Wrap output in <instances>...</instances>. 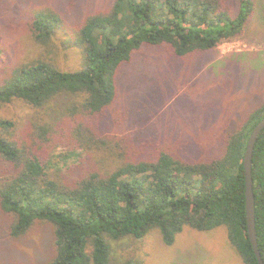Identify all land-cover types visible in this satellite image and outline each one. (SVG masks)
<instances>
[{
  "label": "trees",
  "instance_id": "1",
  "mask_svg": "<svg viewBox=\"0 0 264 264\" xmlns=\"http://www.w3.org/2000/svg\"><path fill=\"white\" fill-rule=\"evenodd\" d=\"M252 10V0H239L235 14L222 0H111L77 29L79 69L61 70L46 60L12 68L0 84V103L22 100L44 107L54 101L50 116L60 117V124L61 117L102 114L115 99L118 67L143 45H168L177 56L210 50L238 35ZM59 22L55 13L37 11L36 41L52 39ZM75 96L82 101L58 105L59 98ZM263 117L264 104L227 134L215 158L196 162L162 151L154 159L124 162L107 173L90 170L73 181L48 171L51 129L43 128L49 141L32 142L25 130L15 137L14 123L0 118V214L9 218L7 235L18 239L36 224H48L53 254L47 264H110V240L142 239L157 229L164 244L172 245L184 227H223L243 264H258L247 232L243 158ZM252 178L264 260V128L253 150Z\"/></svg>",
  "mask_w": 264,
  "mask_h": 264
},
{
  "label": "rangeland",
  "instance_id": "2",
  "mask_svg": "<svg viewBox=\"0 0 264 264\" xmlns=\"http://www.w3.org/2000/svg\"><path fill=\"white\" fill-rule=\"evenodd\" d=\"M110 1L0 0V84L12 68L37 60L61 70L79 69L83 56L77 29ZM252 1L243 30L213 49L177 56L168 45H143L118 67L115 99L102 114L61 117L60 124V117L50 116L54 101L33 107L15 100L0 103V118L14 123L10 132L15 137L25 130L32 142L49 141L44 130L51 129L46 132L54 139L45 144V161L48 171L59 172L64 181L90 170L107 173L124 162L154 159L162 151L196 162L215 158L227 134L264 104V0ZM238 3L222 0L233 14ZM37 11L59 17L52 39L34 38ZM81 101V96L61 97L58 105ZM8 224L9 218L0 214V264H47L53 254L51 227L39 223L12 239ZM110 245V264L126 259L139 264H243L223 227H184L172 245L164 244L157 229L142 239L110 240Z\"/></svg>",
  "mask_w": 264,
  "mask_h": 264
},
{
  "label": "water",
  "instance_id": "3",
  "mask_svg": "<svg viewBox=\"0 0 264 264\" xmlns=\"http://www.w3.org/2000/svg\"><path fill=\"white\" fill-rule=\"evenodd\" d=\"M264 128V117L253 128L245 149L243 164L246 177V221L248 237L253 247L258 264H264L262 258L258 239L256 234V222H255V198L253 192V178H252V157L255 143L260 132Z\"/></svg>",
  "mask_w": 264,
  "mask_h": 264
}]
</instances>
